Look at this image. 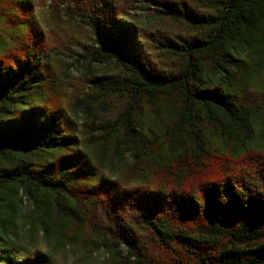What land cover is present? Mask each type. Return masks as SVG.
<instances>
[{
  "label": "trees",
  "instance_id": "obj_1",
  "mask_svg": "<svg viewBox=\"0 0 264 264\" xmlns=\"http://www.w3.org/2000/svg\"><path fill=\"white\" fill-rule=\"evenodd\" d=\"M100 251L264 264V0H0V264Z\"/></svg>",
  "mask_w": 264,
  "mask_h": 264
},
{
  "label": "rangeland",
  "instance_id": "obj_2",
  "mask_svg": "<svg viewBox=\"0 0 264 264\" xmlns=\"http://www.w3.org/2000/svg\"><path fill=\"white\" fill-rule=\"evenodd\" d=\"M36 12L39 17H42L44 15V10L41 8H38ZM19 198H20V215L25 216L30 212L33 206H32V203L28 199H26L23 194L20 193ZM19 221H21V219ZM37 246L41 249H45L46 247L41 237H38L37 239ZM107 258H108L107 254L100 251L95 254L94 259L90 260L88 264H101L105 262ZM73 259H74V256L72 254H69L68 264H71Z\"/></svg>",
  "mask_w": 264,
  "mask_h": 264
}]
</instances>
